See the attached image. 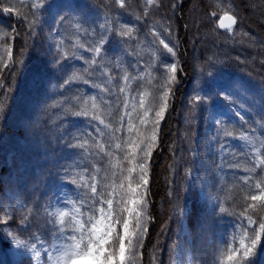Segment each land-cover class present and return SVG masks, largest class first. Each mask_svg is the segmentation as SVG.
I'll return each mask as SVG.
<instances>
[{"label":"snow or ice","instance_id":"snow-or-ice-1","mask_svg":"<svg viewBox=\"0 0 264 264\" xmlns=\"http://www.w3.org/2000/svg\"><path fill=\"white\" fill-rule=\"evenodd\" d=\"M144 2L143 14L136 17L135 23L109 17L89 23L87 13L74 14L71 6H65L68 11L58 8L51 16L50 47L57 54L53 62L64 68L67 61H78L83 67L72 65L65 72L57 85L60 96L48 108L58 110L61 120L86 118L89 130L72 135L68 144L80 151L86 163H77L71 169L66 166L58 174L64 183L73 186L72 195L57 194L55 203L49 201L42 211L37 210L39 206L30 208L26 203L19 208L0 203V244L7 243L16 255L27 254L30 262L144 264L145 244L154 222L150 195L152 158L160 150L161 125L174 103L180 76L186 75L171 20L166 15L157 20L154 15L163 7L162 0ZM112 3L119 9L128 6L127 0ZM56 7L51 0H0V14L13 15L19 25L0 23V117L8 109L16 72L28 59L23 49L15 48V42L26 44L28 39H35L46 22L45 14ZM175 7L173 4L172 9ZM205 15L214 31L250 37L241 26L244 17L233 3L224 7L222 0H215ZM143 28L148 29L150 38V62L142 69L133 65L130 71L123 58L109 54L117 50L108 46L112 37L138 41ZM17 51L18 56L14 55ZM84 53L90 58L86 59ZM206 63L214 65L216 59L209 57ZM81 83L98 92L84 94L77 88L75 94H65ZM220 94L231 99L226 92ZM208 103L209 96L199 93L189 99L191 110ZM235 115L248 123L240 112ZM214 124L225 138L245 143L249 165H229L244 173L232 186L240 188V198L227 197L231 208L218 196L211 198L219 201L213 208L219 217L233 218L213 249L212 264H255L264 244V137L253 135L255 128L234 135L226 119H215ZM221 150H226L223 145ZM184 174L191 176L192 169L186 168ZM175 211L179 216L192 215L186 204L177 205ZM40 219L45 225L43 237L33 223ZM171 264L185 261L173 256Z\"/></svg>","mask_w":264,"mask_h":264},{"label":"trees","instance_id":"trees-1","mask_svg":"<svg viewBox=\"0 0 264 264\" xmlns=\"http://www.w3.org/2000/svg\"><path fill=\"white\" fill-rule=\"evenodd\" d=\"M214 2L162 0L160 12L154 13L157 20L162 15L171 20L186 75L180 76L174 103L161 125L160 150L152 158L150 195L154 222L145 244L144 264H171L173 256L189 264H212L213 249L233 222L227 215L219 217L213 211L214 205L223 201L231 208L227 197L239 199L241 196L240 188L232 186L244 173L229 165L239 163L242 168L249 165V149L245 143L218 133L214 120L226 119L234 135L255 128L252 134L264 137V20L251 15L247 0H222L224 7L233 3L240 10L244 17L241 26L250 37L214 31L205 15ZM51 3L57 7L45 14L46 22L35 39H28L26 44L20 40L15 42V48L23 49L28 59L16 72L13 91L7 100L8 109L0 117V203L13 208L26 203L30 208L39 206L37 210L42 211L49 201L55 203L57 194L72 195L73 186L64 183L58 174L66 166L71 169L77 163H86L80 151L68 144L72 135L89 130L87 119L61 120L58 110L48 108L60 96L57 85L65 72L72 65L83 67L78 61H67L64 68L53 62L57 54L50 47L51 16L58 8L68 11L65 6H71L74 14L87 13L89 23L102 22L101 17L135 23L146 6L144 0H127L125 9H119L112 0H51ZM173 4H176L175 10ZM257 11L260 13V9ZM0 23L19 27L15 17L7 13L0 14ZM139 37L138 41L112 37L108 46L117 50L109 54L123 58L130 71L133 65L142 69L150 62L148 29H141ZM14 55L18 56L19 52ZM84 55L90 58L87 53ZM209 57L216 59L214 65L206 63ZM209 72L213 75L209 76ZM6 76L12 79L7 72ZM77 88L84 94L98 92L81 83L65 94L73 95ZM222 92L231 99H225ZM197 93L209 96V103L199 110H191L189 99ZM236 112L248 123L241 121ZM222 145L226 150H221ZM189 167L192 175L186 177L184 170ZM186 188L191 191L186 192ZM217 196L219 201L211 199ZM185 204L192 215H177L176 206ZM16 214L19 216L20 212ZM33 223L43 237L44 221ZM185 224L188 234L183 229ZM0 264L35 262H30L27 254L16 255L7 243H2ZM255 264H264V244Z\"/></svg>","mask_w":264,"mask_h":264},{"label":"rangeland","instance_id":"rangeland-1","mask_svg":"<svg viewBox=\"0 0 264 264\" xmlns=\"http://www.w3.org/2000/svg\"><path fill=\"white\" fill-rule=\"evenodd\" d=\"M247 5L251 9V15L259 20H264V2L260 0H247ZM196 7V6H195ZM257 9H260V13H258ZM194 13V12H193ZM185 233L188 234V230L186 229V226H184ZM184 260V259H183ZM185 264H189V262H185Z\"/></svg>","mask_w":264,"mask_h":264}]
</instances>
